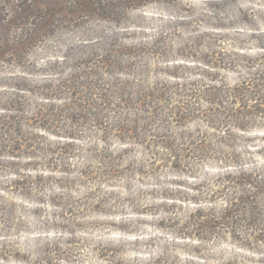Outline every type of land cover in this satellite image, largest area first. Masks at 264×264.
I'll list each match as a JSON object with an SVG mask.
<instances>
[{
  "label": "rangeland",
  "instance_id": "1",
  "mask_svg": "<svg viewBox=\"0 0 264 264\" xmlns=\"http://www.w3.org/2000/svg\"><path fill=\"white\" fill-rule=\"evenodd\" d=\"M70 1L0 0V108L13 100L25 111L21 131L16 133L12 128L7 132V121L0 125V144L15 149L0 154V210L4 213L0 217V264H43L41 259L53 250L56 238L65 242L61 248L78 252L76 256L81 255L78 259L83 264H100L104 254L115 257L112 252L126 261L145 260L143 264H264V244L252 250L239 249L229 238L198 244L178 239L171 231L172 224L161 225L167 217L164 210L174 204L171 198L189 193V188L217 174L224 163L211 159L195 165L197 161H191V174L165 169L142 178L128 173V177L101 184L103 190L111 192L105 202L108 205L102 207L106 210L87 213L84 221H76L77 226H73L69 223L75 209L60 205L68 202L67 194L79 203L84 183L72 180L74 175L62 165V159H68L71 169L86 172L82 156L90 162L89 157L95 154L96 161L83 165L90 166V173L100 155L142 157L144 172L155 160L151 168L160 165V158L116 138L71 142L72 145L68 140L54 139L52 148L71 149L59 154L62 159L53 158L50 163L34 154V145L39 147L43 137L34 122V106L40 102V94L60 98L61 91H73L65 83L70 75L101 72L97 67L99 57H92V48L87 45L96 40L90 31L102 27L120 34L122 42L144 48V53L137 55V61L142 63L123 75L134 82L137 79L151 86L202 83L207 90L210 83L206 76L210 75L234 88L243 78L255 83L259 77L254 73L264 74V0H149L135 8H124L117 18L114 13L115 19L108 22L99 17L68 22ZM53 6L59 10L53 27L39 25L38 10ZM246 63L253 64L250 69L255 66L256 71L245 67ZM173 74L181 79L169 77ZM57 102H53L56 108L65 101ZM199 107L205 111L209 105L200 102ZM29 117L33 119L25 120ZM252 125L245 133L228 128L235 136L228 150L241 154L245 166L262 167L264 119ZM184 127L194 134L199 127L212 133L202 121ZM93 187L96 189L97 184Z\"/></svg>",
  "mask_w": 264,
  "mask_h": 264
},
{
  "label": "trees",
  "instance_id": "2",
  "mask_svg": "<svg viewBox=\"0 0 264 264\" xmlns=\"http://www.w3.org/2000/svg\"><path fill=\"white\" fill-rule=\"evenodd\" d=\"M146 1L149 0H71L68 3L70 11L67 13L70 17H67V21L99 17L102 22H108L115 19L112 18L114 13L117 18L124 8H135ZM58 12L54 6L38 10L37 23L47 28L53 27ZM90 33L94 34L96 40L87 45L92 48L90 55L99 57L97 63L100 65L97 67L101 72L92 76L70 75L65 83L73 91L59 90L60 98L40 94V102L34 106V122L39 125L43 137L38 142L39 147L34 145V154H40L43 161L50 163L53 158L71 149L52 148L54 139L68 140L70 144L93 139L104 142L116 138L120 142L130 141L132 145L145 148L155 159L160 158L161 163L153 169L151 167L156 165L153 163L156 160L153 161L146 166L149 171L144 172L142 157L133 159L120 154L100 155L98 164L93 165V171L88 173L90 166L85 168L83 165L96 161L97 155H91L88 159L90 162L82 156L85 162L81 165L86 172L71 169L73 166L67 163L68 159L59 157L62 165L68 167L69 174L74 175L72 180L84 183L78 197L79 203L67 194L68 202L60 205L71 211L75 209L70 215L73 221L69 224L77 226L76 221H84L87 213H96L108 205L105 202L111 192L103 190L101 184L107 185L128 177V173L144 178L145 174L153 176L165 169L187 175L191 174V161H197L195 165H198V161L212 159L224 163V166L219 167L221 169L217 174H210L209 179L189 188L191 194L182 193L178 198H171L174 204L170 205L168 211L164 210L167 217L161 220V225L172 224L171 231L178 239L198 244L223 238H229L241 250H252V247L264 244V166L249 168L245 166L247 163L241 154L228 150L229 143L235 139L233 131L230 133L228 128L245 133L253 127L252 122L264 119V90L259 91L264 84H256L264 81V74L254 73V77H259L255 83L247 80L248 77L243 78L234 88L210 75L206 76L210 83L206 85L207 90L202 83L146 85L145 81L136 79L134 82L123 76L142 63L140 59L137 61V57L144 53V48H134V45L122 42L120 34L109 33L102 27ZM84 54V51L81 52L80 57ZM2 56L0 52V58ZM246 64L248 69L253 65ZM252 69L256 71L255 66ZM169 77L175 81L181 79L176 74ZM15 98H18L17 95ZM57 100L65 102L56 108L53 102L57 104ZM12 101L0 108V125L7 121L6 131L14 128L17 133L21 131L20 123L25 111L21 110L20 103L18 105L17 101ZM200 102L209 105V108L202 111ZM31 119L25 118L28 121ZM199 121L205 123L212 133H206L199 127L194 134L184 127L187 123ZM261 128L264 129V126ZM199 135L202 137L195 139ZM15 142V145H19L17 140ZM6 149L8 153L15 151L11 145L0 144V154ZM194 178L197 181L198 175ZM93 184H97L96 189H93ZM2 215L4 213L0 210V217ZM56 239L55 245L52 243L53 250L41 259L43 264H83L78 259L81 255L76 256L78 252L61 248L65 242L62 243L61 238ZM112 254L115 257L104 254L100 264H143L145 261H126L119 254Z\"/></svg>",
  "mask_w": 264,
  "mask_h": 264
}]
</instances>
